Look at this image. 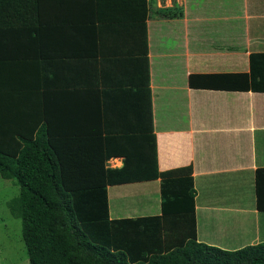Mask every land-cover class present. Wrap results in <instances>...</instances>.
Returning a JSON list of instances; mask_svg holds the SVG:
<instances>
[{"label": "crops", "instance_id": "crops-1", "mask_svg": "<svg viewBox=\"0 0 264 264\" xmlns=\"http://www.w3.org/2000/svg\"><path fill=\"white\" fill-rule=\"evenodd\" d=\"M130 2L103 17L96 9L87 14L66 0H47L42 51H36L44 56L13 51L10 62L0 61V87L16 78L10 64L31 70L41 63V88L54 110L48 115L91 119L89 129L70 131L92 132L95 123L92 130L118 135L115 144L136 153V163L147 148L137 134L152 126L159 171L193 169L198 241L228 251L264 243L256 186L264 169V92L231 87L244 83L234 75H249L251 82V56L264 54V0H148L142 30L131 20ZM70 8L73 14L63 13ZM167 8L182 10L183 18H162L158 11ZM98 16L111 23L100 34L93 28L101 25ZM5 32L0 45L30 37L23 27ZM97 35L104 48L93 42ZM150 105L151 125L141 117L150 116ZM124 161L113 156L106 167L121 169ZM107 192L112 220L162 214L161 179L108 186Z\"/></svg>", "mask_w": 264, "mask_h": 264}, {"label": "trees", "instance_id": "trees-1", "mask_svg": "<svg viewBox=\"0 0 264 264\" xmlns=\"http://www.w3.org/2000/svg\"><path fill=\"white\" fill-rule=\"evenodd\" d=\"M46 1L0 0V31L23 27L30 33V37L13 38L6 44V40L1 41L0 61L10 62L13 51H20L23 58L44 56L36 51H42L40 34L44 27L40 23ZM68 1L65 5H76L94 15L96 9L103 17L116 16L122 11V3L126 6L131 1V20H139V26L134 23L136 29H147L151 12L148 0H94L92 6L89 0ZM63 13L73 11L70 8ZM158 13L164 19L184 16L178 8ZM103 17L98 16L101 25L93 27L98 34L111 24ZM99 38L103 37L97 35L93 42L104 48ZM145 46L148 84L147 36ZM10 65L16 78L0 87V176L16 181L20 188L8 206L22 221L30 264H264V243L228 251L198 241L193 169L159 171L152 126H143L140 134L127 132L128 136L137 134L147 141V148L139 155V159L144 158L136 163V153L115 144L118 135L112 137L99 128L92 130L95 123L92 132L70 131V127L78 130L81 125L89 129L91 119L48 115L54 110L48 108L51 104L41 88V71L37 70L41 63L34 62L31 70ZM251 66L252 81L249 75H234L244 83L231 87L264 92V54L252 55ZM31 79L34 83L29 82ZM10 98L17 102L14 104ZM147 99L150 101L149 95ZM148 112L150 116H141L142 122L151 125V105ZM113 156H125L123 168L106 167ZM157 179H161L160 216L110 219L108 186ZM256 186L258 209L264 211V169L257 172Z\"/></svg>", "mask_w": 264, "mask_h": 264}, {"label": "rangeland", "instance_id": "rangeland-1", "mask_svg": "<svg viewBox=\"0 0 264 264\" xmlns=\"http://www.w3.org/2000/svg\"><path fill=\"white\" fill-rule=\"evenodd\" d=\"M19 193L16 181L0 176V264H30L22 236V221L13 216L8 206Z\"/></svg>", "mask_w": 264, "mask_h": 264}]
</instances>
